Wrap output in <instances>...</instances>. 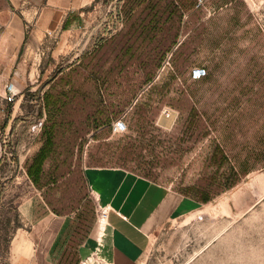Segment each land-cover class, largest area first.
<instances>
[{"label":"rangeland","instance_id":"1","mask_svg":"<svg viewBox=\"0 0 264 264\" xmlns=\"http://www.w3.org/2000/svg\"><path fill=\"white\" fill-rule=\"evenodd\" d=\"M121 6V0H105L100 7L104 15L91 19L88 31L54 38L58 49L53 67L38 83L26 85L9 107L11 127L0 132V264H11V238L24 226L17 207L34 191L25 169L41 147V99L49 86L40 96L38 91L62 73L71 76L72 84L60 88H76L122 112L111 128L119 118L127 124L125 133L112 129L100 145L93 139L95 132L88 134L82 169L93 155L97 164L124 167L196 198L202 192L198 182L215 179L211 193L217 194L201 196L210 201L175 214L152 234L142 264H264V0H191L185 16L170 20L179 41L146 85L138 64L109 79L111 64L99 73L89 61L80 63L100 42L130 29L124 9L119 13ZM183 42L188 62L179 64L173 53ZM78 64L79 72L72 73L69 67ZM195 67L207 71L197 82L190 79ZM182 92L206 123L209 135L203 139L189 129V112L182 114L170 105ZM163 100L154 116L153 108ZM141 105H148L146 122L138 116ZM165 109L173 115L167 123L161 120ZM130 142L137 151L132 160L123 148ZM221 152L224 159L217 161ZM77 155L78 150L75 159ZM249 171L245 177L240 174ZM72 185L81 205L87 202L85 183L74 180ZM65 190L55 196L47 192L59 200ZM75 200V195H65L67 206Z\"/></svg>","mask_w":264,"mask_h":264},{"label":"crops","instance_id":"2","mask_svg":"<svg viewBox=\"0 0 264 264\" xmlns=\"http://www.w3.org/2000/svg\"><path fill=\"white\" fill-rule=\"evenodd\" d=\"M125 1L121 0L119 13L125 11L131 26L119 34L153 33L143 20L155 0H147L145 5L132 11L123 8ZM188 1L191 2H163L161 12L168 3L173 13L171 19L177 14L185 16L191 9L186 6ZM104 3L105 0H0V132L11 127L13 110L10 112L11 103L4 99L6 86L13 83L22 92L26 85L38 83L53 67L58 49L57 45L53 47L54 41L88 31L91 19L104 15L105 10H100ZM167 26L171 27L170 21ZM162 33L163 26L159 31ZM104 43L105 40L97 46ZM45 93L47 91L41 99L44 121L49 114L43 103ZM172 118L173 115L167 119ZM40 141L41 147L27 163H31L44 146L42 137ZM47 163L50 164L49 160L37 177L38 182L47 175ZM25 172L34 191L17 207L24 226L11 238L8 254L11 264H142L152 234L163 223L179 212L203 205L172 186L125 169L85 164L83 173L89 193L85 203L91 212L82 208L83 203L76 212L58 216L45 201V197L51 198V193L38 190L26 169ZM249 173L240 174L245 177ZM102 209L107 211V218L101 234Z\"/></svg>","mask_w":264,"mask_h":264},{"label":"trees","instance_id":"3","mask_svg":"<svg viewBox=\"0 0 264 264\" xmlns=\"http://www.w3.org/2000/svg\"><path fill=\"white\" fill-rule=\"evenodd\" d=\"M146 1L126 0L123 8L128 7V11H132L145 5ZM168 1L155 0L148 8L147 18L143 22L152 29L153 33L150 34L147 31L143 36L132 33L128 35L117 34L104 44L97 46L94 52L85 59H81L80 63L86 60L89 61L91 68L99 73L103 72L107 64H111L107 73L109 79L118 72L128 69L133 64H138L145 72L142 84L150 83L155 75L154 70L160 67L166 55L177 45L179 39V34L174 32L170 26H167L173 15L172 11L169 10L168 3L164 6V11L161 12L163 2ZM161 26H163V33L159 34ZM186 45L187 43L183 42L173 53V58L178 57L179 64L188 62V53L185 50ZM139 46H142L141 51ZM79 65L69 67L72 73L79 72ZM60 84L70 86L72 84L71 76L63 77L62 73L48 83L49 89L43 97V103L48 108L49 116L47 115L46 120L43 122L40 133V136L44 139V146L33 161L26 164V171L40 191L45 189V191H49L55 196V193L61 191L63 187L66 188L59 200L45 197V201L53 213L58 216H67L76 212L81 205L77 193L74 192L75 187L72 182L75 180L76 183H86L82 169V150L87 135L95 132L93 139L99 141L98 145H100L103 140L111 135V123L122 112H114L107 104L100 103L92 97L79 92L76 88H71L70 90L60 88ZM164 103L165 100L159 106L153 108L154 116L161 112L162 104ZM170 105L182 114L189 112V129L197 130V133L200 134V139L209 135L206 123L184 92L176 101H171ZM9 106L12 107V104ZM142 106L143 108H141ZM146 106L148 107V105L139 106L140 111L138 112V116L144 122L147 121L145 118L147 113ZM40 115L43 117V112ZM123 148L124 154L129 160H132L137 152L135 144L130 142ZM76 150H78V155L75 159ZM92 157L93 155H89L86 161L88 167H109L105 166L103 162L97 164V161L91 160ZM222 159H224V156L221 152L217 157V161ZM47 160L51 163V167L44 179L39 178V182H41L39 183L37 177L44 169ZM113 167L127 170L121 166ZM127 171L132 172L130 170ZM142 177L149 179L148 176ZM205 181V183L203 181L198 182L199 187H202L201 196L212 194L211 191H213L215 185V179L212 177L205 179ZM64 193L76 196V200L71 206L65 204L64 198L66 194ZM216 194L217 192L212 195ZM185 196L189 195L185 194ZM201 196L193 198L202 204L210 201V199H203ZM58 202H63V204L58 205Z\"/></svg>","mask_w":264,"mask_h":264},{"label":"built area","instance_id":"4","mask_svg":"<svg viewBox=\"0 0 264 264\" xmlns=\"http://www.w3.org/2000/svg\"><path fill=\"white\" fill-rule=\"evenodd\" d=\"M199 1L201 2L202 0ZM206 75H207V71L204 67H195L190 72V79L193 82H197L204 79ZM19 94L20 92L17 90L15 85L13 83H9L5 89L4 99L7 102L12 103L15 102ZM165 113H167L168 115H172V112H169L166 109L163 111V114ZM112 129L115 134H123L127 131V124L122 118H119L113 123ZM100 216L102 217L104 216L105 218H107V211L102 210Z\"/></svg>","mask_w":264,"mask_h":264},{"label":"bare ground","instance_id":"5","mask_svg":"<svg viewBox=\"0 0 264 264\" xmlns=\"http://www.w3.org/2000/svg\"><path fill=\"white\" fill-rule=\"evenodd\" d=\"M172 115H168L167 113H165V114H163L162 115V121L164 122V123H167L170 119H167V118H170ZM103 210V209H102ZM105 220H106V218L103 216H100V224H99V226H100V228H101V234H102V229L104 228V224H105Z\"/></svg>","mask_w":264,"mask_h":264},{"label":"water","instance_id":"6","mask_svg":"<svg viewBox=\"0 0 264 264\" xmlns=\"http://www.w3.org/2000/svg\"><path fill=\"white\" fill-rule=\"evenodd\" d=\"M53 77L50 79V81H53ZM48 85V83H46V84H44L43 86H42V88L38 91V95L40 96L41 95V93H42V91H43V89L46 87Z\"/></svg>","mask_w":264,"mask_h":264}]
</instances>
